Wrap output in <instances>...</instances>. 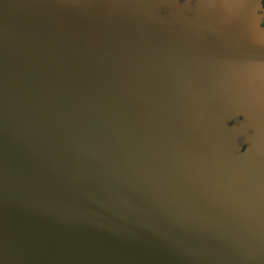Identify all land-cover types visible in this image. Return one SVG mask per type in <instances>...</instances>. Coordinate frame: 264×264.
Listing matches in <instances>:
<instances>
[{
  "label": "water",
  "instance_id": "water-1",
  "mask_svg": "<svg viewBox=\"0 0 264 264\" xmlns=\"http://www.w3.org/2000/svg\"><path fill=\"white\" fill-rule=\"evenodd\" d=\"M262 0H0V264H264Z\"/></svg>",
  "mask_w": 264,
  "mask_h": 264
},
{
  "label": "flooded vegetation",
  "instance_id": "flooded-vegetation-1",
  "mask_svg": "<svg viewBox=\"0 0 264 264\" xmlns=\"http://www.w3.org/2000/svg\"><path fill=\"white\" fill-rule=\"evenodd\" d=\"M264 5V0H262V6Z\"/></svg>",
  "mask_w": 264,
  "mask_h": 264
},
{
  "label": "trees",
  "instance_id": "trees-1",
  "mask_svg": "<svg viewBox=\"0 0 264 264\" xmlns=\"http://www.w3.org/2000/svg\"><path fill=\"white\" fill-rule=\"evenodd\" d=\"M262 8L264 9V5L262 6ZM263 26H264V23H263Z\"/></svg>",
  "mask_w": 264,
  "mask_h": 264
}]
</instances>
